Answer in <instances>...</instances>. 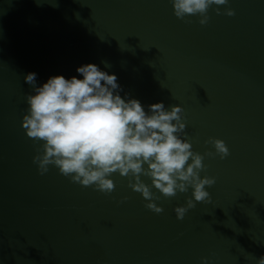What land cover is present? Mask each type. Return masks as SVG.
<instances>
[{
	"label": "water",
	"instance_id": "1",
	"mask_svg": "<svg viewBox=\"0 0 264 264\" xmlns=\"http://www.w3.org/2000/svg\"><path fill=\"white\" fill-rule=\"evenodd\" d=\"M216 8L201 25L198 15L177 18L171 0H0V264H256L264 255V0ZM88 63L146 110L182 108L181 136L204 155L201 177L215 179L208 199L153 187L156 213L118 172L108 194L53 165L40 174L41 142L22 126L24 77H79ZM210 139L229 155H205L215 153Z\"/></svg>",
	"mask_w": 264,
	"mask_h": 264
},
{
	"label": "clouds",
	"instance_id": "2",
	"mask_svg": "<svg viewBox=\"0 0 264 264\" xmlns=\"http://www.w3.org/2000/svg\"><path fill=\"white\" fill-rule=\"evenodd\" d=\"M174 15L185 19L199 16V23L208 22V10L213 5H228L229 0H171ZM226 14L234 15L230 8ZM78 76H51L37 84V74L29 72L24 80L31 86L27 95V110L22 120L26 135L41 142L33 162L41 175L49 165L82 186H94L106 194L114 190L113 173L129 177V186L148 201L146 207L156 213L163 209L153 201L159 199L154 187L166 197L192 189L195 202L205 201L210 194L206 186L215 179L204 176V155L193 151L188 139L182 138L186 125L182 108H166L162 102L151 104L147 110L138 99L120 95L117 76L88 63L76 69ZM221 159L229 149L220 139H210ZM190 161V162H189ZM151 179L146 184L141 177ZM193 199L186 206L175 208L183 219ZM203 264H208L207 259ZM264 264V255L256 260Z\"/></svg>",
	"mask_w": 264,
	"mask_h": 264
}]
</instances>
